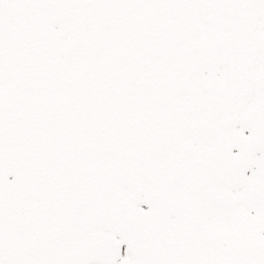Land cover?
I'll return each mask as SVG.
<instances>
[{"label":"snow or ice","instance_id":"snow-or-ice-1","mask_svg":"<svg viewBox=\"0 0 264 264\" xmlns=\"http://www.w3.org/2000/svg\"><path fill=\"white\" fill-rule=\"evenodd\" d=\"M0 264H264V0H0Z\"/></svg>","mask_w":264,"mask_h":264}]
</instances>
